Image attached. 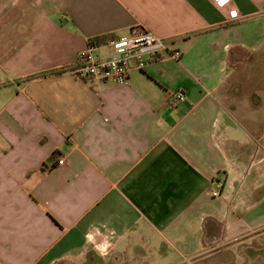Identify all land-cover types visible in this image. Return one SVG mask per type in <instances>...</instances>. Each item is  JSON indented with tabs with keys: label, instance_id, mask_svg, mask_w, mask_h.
Listing matches in <instances>:
<instances>
[{
	"label": "crops",
	"instance_id": "0c3cea01",
	"mask_svg": "<svg viewBox=\"0 0 264 264\" xmlns=\"http://www.w3.org/2000/svg\"><path fill=\"white\" fill-rule=\"evenodd\" d=\"M10 1L0 264H264V0ZM138 23L179 58L71 71Z\"/></svg>",
	"mask_w": 264,
	"mask_h": 264
},
{
	"label": "built area",
	"instance_id": "2783aa9c",
	"mask_svg": "<svg viewBox=\"0 0 264 264\" xmlns=\"http://www.w3.org/2000/svg\"><path fill=\"white\" fill-rule=\"evenodd\" d=\"M219 7H225L232 0H214ZM235 13V14H233ZM231 17L239 15L238 9L230 12ZM106 46L110 49L109 56L101 57L96 50ZM179 58V50L171 51L167 41L157 35L143 23L134 25L128 34H110L106 41L99 44L91 43L81 51L71 71L86 81H108L117 84H126L134 69H144L150 62L164 57L167 53ZM175 101H184L186 93L178 91L173 94ZM66 159L60 158L59 164H65ZM214 196L220 195L219 190L213 192Z\"/></svg>",
	"mask_w": 264,
	"mask_h": 264
},
{
	"label": "rangeland",
	"instance_id": "374dc122",
	"mask_svg": "<svg viewBox=\"0 0 264 264\" xmlns=\"http://www.w3.org/2000/svg\"><path fill=\"white\" fill-rule=\"evenodd\" d=\"M10 2H11L10 0H0V8L4 9V8L8 7L7 4H10Z\"/></svg>",
	"mask_w": 264,
	"mask_h": 264
},
{
	"label": "trees",
	"instance_id": "16d2710c",
	"mask_svg": "<svg viewBox=\"0 0 264 264\" xmlns=\"http://www.w3.org/2000/svg\"><path fill=\"white\" fill-rule=\"evenodd\" d=\"M61 71H63V70H57V71H54V73H60Z\"/></svg>",
	"mask_w": 264,
	"mask_h": 264
},
{
	"label": "snow or ice",
	"instance_id": "6c2138e0",
	"mask_svg": "<svg viewBox=\"0 0 264 264\" xmlns=\"http://www.w3.org/2000/svg\"><path fill=\"white\" fill-rule=\"evenodd\" d=\"M222 2H223V0H222ZM233 14H235V13H233Z\"/></svg>",
	"mask_w": 264,
	"mask_h": 264
}]
</instances>
